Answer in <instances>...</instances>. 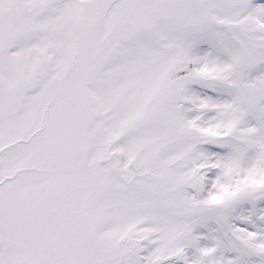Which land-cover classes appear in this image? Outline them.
Wrapping results in <instances>:
<instances>
[{
    "label": "snow or ice",
    "instance_id": "snow-or-ice-1",
    "mask_svg": "<svg viewBox=\"0 0 264 264\" xmlns=\"http://www.w3.org/2000/svg\"><path fill=\"white\" fill-rule=\"evenodd\" d=\"M0 264H264V0H0Z\"/></svg>",
    "mask_w": 264,
    "mask_h": 264
}]
</instances>
